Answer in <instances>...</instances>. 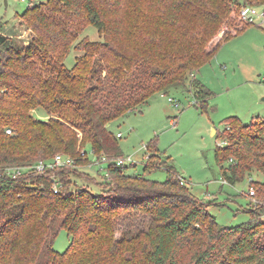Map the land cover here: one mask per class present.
I'll return each mask as SVG.
<instances>
[{
    "label": "trees",
    "instance_id": "obj_1",
    "mask_svg": "<svg viewBox=\"0 0 264 264\" xmlns=\"http://www.w3.org/2000/svg\"><path fill=\"white\" fill-rule=\"evenodd\" d=\"M34 1L22 16L36 34L28 46L0 31V264H264V182L251 180L252 220L220 226L209 211L214 202L194 195L155 141L141 173L130 172L135 164L118 166L125 157L108 128L141 112L155 95L187 87L207 110L214 94L192 76L252 24L236 21L242 8L264 0ZM86 24L102 41L73 47ZM72 49L83 54L69 68ZM224 123L226 144L215 151L223 178L235 185L264 174V118L246 125L233 116ZM84 147L91 151L82 158ZM90 153L106 160L111 177L102 179L100 193L70 179L87 175L80 169L17 178L6 172L57 154L92 166ZM160 170L169 174L166 181L149 178ZM54 177L63 183L58 194ZM123 211L152 223L117 237ZM62 230L70 244L60 253L54 244Z\"/></svg>",
    "mask_w": 264,
    "mask_h": 264
},
{
    "label": "rangeland",
    "instance_id": "obj_2",
    "mask_svg": "<svg viewBox=\"0 0 264 264\" xmlns=\"http://www.w3.org/2000/svg\"><path fill=\"white\" fill-rule=\"evenodd\" d=\"M30 1L0 0V31L20 46H28L36 38L35 32L22 19ZM40 1L47 0L34 2ZM255 8L259 14L264 13V5ZM235 18L237 22H247L239 16ZM225 30L227 27L215 39L213 46L222 38ZM86 40L101 42L102 37L95 27L86 24L73 47ZM82 54V51L72 49L65 60L66 65L69 68L74 66L76 57ZM195 75L214 94L207 110L196 102L187 87L174 90L168 95H155L141 112L120 117L108 128L122 155L131 157L135 162L136 167L130 172L143 171L148 161L147 145L155 141L163 158H171L179 176L192 187L194 195L214 202L209 211L216 217L218 224L237 227L252 220L254 198L248 195L251 180L264 182V174L254 173L252 179L247 177L243 182L231 185L222 176L215 151L217 147L225 146L222 135L227 129L224 123L226 119L236 116L248 125L255 117L264 118V16L256 17L239 35L223 43L214 59L203 65L192 78ZM169 98L175 99L179 106L171 103ZM32 115L48 120L43 111L32 112ZM119 133L122 134L121 138L117 136ZM79 136L82 141V135ZM84 150L91 151L89 147L81 149ZM91 159L94 161L92 166L90 163L79 166L88 176H70V179L78 186L100 193L105 186L103 178L107 175V166L103 162L105 159ZM168 177L165 170L149 176L161 182ZM77 188L72 186V191L75 192ZM257 200L260 201L259 198ZM119 217L117 237L123 230L136 233L147 229L152 223L151 217L140 212L123 211ZM69 244L67 231L62 230L54 249L62 253Z\"/></svg>",
    "mask_w": 264,
    "mask_h": 264
},
{
    "label": "built area",
    "instance_id": "obj_3",
    "mask_svg": "<svg viewBox=\"0 0 264 264\" xmlns=\"http://www.w3.org/2000/svg\"><path fill=\"white\" fill-rule=\"evenodd\" d=\"M241 15L243 19L249 23H253L255 21L256 17L262 18L264 16V13L259 14L258 10L255 7H243ZM169 101L171 103H176V100L173 98H169ZM176 106L178 107V103H176ZM8 133H11L8 131ZM119 138L122 137V134L117 135ZM226 144V142H225ZM82 158L86 157V152L81 153ZM91 157L95 156L93 153H90ZM103 162L106 164V160H103ZM135 164L133 159L131 157H125L117 160V165L118 166H128ZM66 168H75L79 169L76 159L73 157L64 155V154H57L52 160H47V161H38L35 164L28 165V166H21V167H13V168H8L6 169V172L9 176L13 178H17L19 176H22L24 173L28 171H34L38 174H43L47 171L51 170H63ZM106 177H109V174L107 173ZM110 180V178H109ZM224 181V180H223ZM63 183L58 177L53 178V183H52V189L55 194H58L60 192V189L62 188ZM250 197L254 198L255 196V189L251 186L249 190ZM254 203H256L255 199H253Z\"/></svg>",
    "mask_w": 264,
    "mask_h": 264
}]
</instances>
